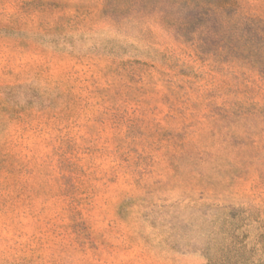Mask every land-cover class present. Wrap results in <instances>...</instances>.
I'll use <instances>...</instances> for the list:
<instances>
[{
	"label": "rangeland",
	"instance_id": "obj_1",
	"mask_svg": "<svg viewBox=\"0 0 264 264\" xmlns=\"http://www.w3.org/2000/svg\"><path fill=\"white\" fill-rule=\"evenodd\" d=\"M0 264H264V0H0Z\"/></svg>",
	"mask_w": 264,
	"mask_h": 264
}]
</instances>
